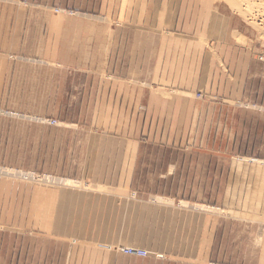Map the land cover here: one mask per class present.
I'll return each mask as SVG.
<instances>
[{
	"label": "crops",
	"instance_id": "crops-1",
	"mask_svg": "<svg viewBox=\"0 0 264 264\" xmlns=\"http://www.w3.org/2000/svg\"><path fill=\"white\" fill-rule=\"evenodd\" d=\"M241 25L215 0H0L11 166L52 180L0 181V264H264V48Z\"/></svg>",
	"mask_w": 264,
	"mask_h": 264
},
{
	"label": "rangeland",
	"instance_id": "rangeland-1",
	"mask_svg": "<svg viewBox=\"0 0 264 264\" xmlns=\"http://www.w3.org/2000/svg\"><path fill=\"white\" fill-rule=\"evenodd\" d=\"M219 5H224L226 6L233 14H235L240 22L241 26L245 27L249 33L251 34V41H256V43H259L263 46L264 48V6L259 7L261 10L259 12H255V8L257 4L261 3L262 0H251L253 1L254 4H256L253 8V15H248L244 10H242V6L247 0H235V4L233 8L231 5L228 4L227 0H215ZM255 1V2H254ZM260 1V2H259ZM264 2V1H263ZM264 4V3H263ZM246 6V5H245ZM245 7L243 6V9ZM263 9V10H262ZM258 14V15H257ZM256 16V17H255ZM258 17V19H256ZM13 116H11L12 119ZM4 120L2 121V119ZM15 118V117H13ZM4 121H6L7 125V120L5 117H3L0 114V181L2 180H11L12 182H24V183H30V184H44V183H52L51 179L48 178L47 180L43 181V177L33 174L30 172H23L20 171L19 169H15L11 165H16L17 164V139L16 137L13 136H7V128H4ZM52 121V120H50ZM49 121V124H50ZM59 123V122H57ZM3 124V127H2ZM11 131V129H10ZM9 132V131H8ZM6 134V136H5ZM6 143V145H5ZM250 164V163H249ZM11 167V168H10ZM31 174L33 178H28L26 179V175ZM25 176V177H24ZM69 185H73L75 188L77 187L75 183H69ZM92 188H88L87 191L91 190ZM89 193H85V195H88ZM104 194V193H102ZM108 194H106L105 200H109ZM108 219L106 220V223H108ZM94 226L89 227V231L94 230ZM99 231L101 232L103 226H97ZM104 229H112V225L105 224ZM134 246V245H133ZM138 247V246H134ZM140 248V247H138Z\"/></svg>",
	"mask_w": 264,
	"mask_h": 264
},
{
	"label": "built area",
	"instance_id": "built-area-1",
	"mask_svg": "<svg viewBox=\"0 0 264 264\" xmlns=\"http://www.w3.org/2000/svg\"><path fill=\"white\" fill-rule=\"evenodd\" d=\"M263 59H264L263 57H260V60H263ZM50 124L55 125V124H57V121L52 120V121H50ZM29 177L33 178V176L31 174H27L25 178L28 179ZM120 251L127 256H136V257L145 258V257H148L150 255V253L147 250H145L143 248L134 247V246L121 247Z\"/></svg>",
	"mask_w": 264,
	"mask_h": 264
},
{
	"label": "bare ground",
	"instance_id": "bare-ground-1",
	"mask_svg": "<svg viewBox=\"0 0 264 264\" xmlns=\"http://www.w3.org/2000/svg\"><path fill=\"white\" fill-rule=\"evenodd\" d=\"M245 1V0H244ZM264 0H262L261 1V3H259V4H254L253 3V1H251V0H247V1H245V3L243 4V6L245 7L244 9H243V6H242V10H244L248 15H253V13H255V12H259L261 9L259 8V7H263L264 6V2H263ZM227 2H228V4L229 5H231V7L233 8V6H234V4H235V0H227ZM255 2V1H254ZM260 2V1H259ZM246 5V6H245ZM256 5V7L257 8H255L254 6ZM253 8H255V12H253ZM263 10V9H262ZM253 12V13H252ZM260 13V12H259ZM258 15V14H257ZM256 17V16H255ZM256 19H258V17L256 18ZM69 183V182H68ZM63 185H65L66 186V184H63ZM69 186V185H68ZM67 186V187H68ZM70 187V186H69Z\"/></svg>",
	"mask_w": 264,
	"mask_h": 264
}]
</instances>
